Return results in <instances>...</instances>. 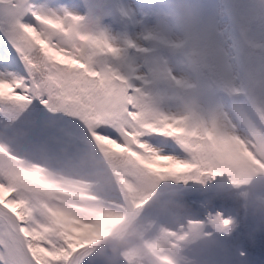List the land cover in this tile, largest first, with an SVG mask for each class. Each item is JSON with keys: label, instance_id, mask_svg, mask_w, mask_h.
<instances>
[{"label": "snow or ice", "instance_id": "6c2138e0", "mask_svg": "<svg viewBox=\"0 0 264 264\" xmlns=\"http://www.w3.org/2000/svg\"><path fill=\"white\" fill-rule=\"evenodd\" d=\"M160 7L161 0L148 4L138 0L136 4V9L145 12L148 8L156 19V28L145 39L170 48L183 46L185 42L169 38L170 29H160ZM122 11L129 14L128 9ZM249 11L256 16L252 24H235L241 10L230 7L222 21L201 28L204 46L199 55L215 56L226 76L233 71L247 73L254 61L264 67V0H251ZM233 26L238 29L239 40L230 32ZM130 46L137 47L131 42ZM113 58L122 61L119 67L113 65ZM168 65L167 58L149 60L138 70L124 60L122 50L98 29L94 19L76 12L65 10L60 14L37 0H0V138L24 149L47 148L53 152L75 150L85 130L119 141L117 129L128 115L125 108L132 110L128 98L134 88L126 83L138 87L136 81H144L155 72L173 71ZM180 67L184 70L183 64ZM147 139L166 152L182 155L170 140L161 136ZM211 152V147L205 146L202 155ZM235 174L239 182L248 183L264 175V169L243 166ZM26 175L40 176L39 172ZM12 176L16 178L15 173ZM188 201L196 219L204 225L203 229L193 227L195 237L202 230L213 234L210 244L193 253L191 264H264V217L255 216L237 199L213 189L193 192ZM24 232L29 230L25 228ZM48 236H59L54 221ZM56 247L63 251L68 245L61 240ZM0 264H25L14 230L0 236ZM61 264L105 262L89 245L70 249Z\"/></svg>", "mask_w": 264, "mask_h": 264}, {"label": "rangeland", "instance_id": "374dc122", "mask_svg": "<svg viewBox=\"0 0 264 264\" xmlns=\"http://www.w3.org/2000/svg\"><path fill=\"white\" fill-rule=\"evenodd\" d=\"M37 2L47 3L50 8L60 14L70 10L86 18L94 19L98 29L104 31L122 52L126 42L129 45L130 42L136 44V48L130 47L126 51L124 60L137 66L138 70L147 65L145 52L153 51L154 46L153 40L145 39V37L156 28V19L148 8H145L148 15L136 9L138 0H112L113 19L101 18L97 12L89 11L80 2L74 0H37ZM139 2L148 4L151 0H139ZM206 2L210 7L223 8L225 13L231 5V0H206ZM122 9H128L129 14L124 15ZM230 32L239 40L237 28L231 27ZM169 38H173V35L170 34ZM203 46L200 48L201 51ZM208 56L217 63L215 56ZM160 57L168 59L167 67L173 69L169 73L179 84L195 86L198 83L199 75L186 56L179 52H162ZM204 59L207 60V57ZM182 64L184 70H181ZM211 66H213L212 61ZM138 75H145V73L138 72ZM142 82L136 81L139 84L138 87ZM224 82L226 84L224 88L227 87L225 90H218L220 86H212L211 82L208 84L202 82L198 90L187 93L182 98L177 97L169 87L159 89L160 110L167 120L179 119L178 126L191 127L198 115H201L202 127L187 129L189 136L197 135L201 139L198 141L193 138L188 139V145L194 148L192 156L188 157L186 154L166 152L152 144L138 131L134 132L132 136L136 145L132 151L136 153V156L127 152L132 157L129 163L153 170L150 175L140 179L134 177L136 185L122 175L124 171L131 174L130 169H115L110 176L105 166V158L107 159L108 155L122 156V153L126 152L123 148L128 141L126 132L118 131L119 141L106 136H94L91 133L95 140L94 151L87 153L82 159L83 163L90 167L80 175H70L47 167L49 162L41 160L40 155H30L31 160L18 153L16 155L15 151L20 149L18 150L17 147L12 149L14 144L0 138V154L11 160L13 171L18 178L41 188H43L41 185L49 183L56 193L63 192V194H55L53 202L46 200L44 205L47 216L50 215L64 223L72 231L66 237L68 248L60 251L58 248L44 247L38 239V236L42 237L52 229L46 219L47 216L37 212L26 215L25 212L24 219L21 220L22 215L18 213V209L22 207L21 204L13 197L8 198L9 187L4 180L0 179L2 193H0V204L9 209L11 215L17 219L32 256L41 264H61V261L67 259L70 249L75 250L77 247L83 248L89 245L93 246L95 254L102 255L105 244L112 243L115 235L122 230L117 231V227L127 225V218L132 220L153 202L154 204L166 203L172 195L155 197L132 209L134 201L140 200L137 195L139 190L174 186V190L179 191L198 187L200 186L199 168L204 166L211 169L209 174L213 185L239 182V177L235 173L243 166L264 169V130L261 129L262 121L258 117V112L264 116V67L259 61H254L245 74L238 71H233L227 76L224 74ZM131 85L137 87L133 83ZM237 94L239 97L236 96ZM205 146H210L212 152L202 155ZM185 161L188 163H184ZM124 164L128 167V162L125 161ZM178 170L183 171L180 176L181 182L177 181ZM30 172H39V178L27 176L26 174ZM118 176L119 179H117ZM261 176L258 175L252 179ZM112 178L114 181L120 180L123 188L114 184L111 181ZM258 196L264 201V195ZM166 215V207L163 206L162 213L157 214L155 220L149 224V230L153 231L150 237L152 247L158 255L172 264H191L194 252L186 242L193 227L201 226L203 222L196 219V213L193 215L183 213L180 216L185 218L172 217L170 222L163 217ZM25 228L29 230L28 233L24 232ZM191 235L196 238L193 231ZM2 236L5 235L2 234ZM211 236L210 232L199 234L200 238L206 240ZM181 237L184 239L181 240ZM35 240L37 243L34 242ZM31 241L34 245L30 243ZM126 249L127 247L122 250ZM30 262L33 263L32 259Z\"/></svg>", "mask_w": 264, "mask_h": 264}, {"label": "trees", "instance_id": "16d2710c", "mask_svg": "<svg viewBox=\"0 0 264 264\" xmlns=\"http://www.w3.org/2000/svg\"><path fill=\"white\" fill-rule=\"evenodd\" d=\"M77 1H80L83 6L89 11L97 12L98 16H106L112 18L114 16V5L112 3V0ZM152 42L154 46L153 51L145 52L147 62L149 60H162V58L160 57L162 52H179L190 60L194 69L197 71L199 75L198 83L193 87H184L178 82L174 81V79L169 75V71H164L163 73L155 72L151 74L149 77V81L143 83L140 88H134V92L129 96L128 104L131 105L132 110H128L127 108H125V111H127L128 114L127 120L125 121L124 125L117 129V131H126L130 133L138 131L142 136L145 137L161 136L165 141L170 140L175 143L180 152L186 154L188 157H191L194 148L188 145V139L193 138L198 141L201 138L197 135L189 136L187 134V129H190V127L178 126L177 123L180 122L179 120L168 122L167 119L164 118L159 108V89L162 87H169L177 97L182 98V96H186L187 93L198 90V87L202 82L208 84L212 81L214 83V85L212 86H220L219 88H224L226 85L224 82V73L221 72L217 63L212 60V58L209 59V56H207V60L201 58V56L199 55V53L201 52L200 49L197 51H193L190 48L185 50L187 47L185 44L181 47L170 48L166 44H162L157 41ZM129 46L130 45L126 42V45L122 47L124 48L122 57L129 49ZM211 61L213 62V66H211ZM112 63L114 66L119 67L121 65V60L113 58ZM126 86L128 88H133L130 82H127ZM224 89H227V87ZM261 115L263 116V114ZM199 123L200 121L198 120V118H196V120H194V122L192 123V127H198ZM127 138V147L124 148V151L126 152H123L122 156L108 155L106 162L111 174H113V171L118 168L124 170L130 169L131 174L124 171L122 175L130 179V181L136 185L134 177L140 179L148 174L150 175L153 170L136 166L134 164H131V162L129 163L132 157L128 154L136 156V153L130 151L131 147L135 146L133 139L129 136H127ZM11 144L15 145L12 147L13 149H16L17 147L24 152L29 151L31 153L42 156L40 157L41 160L48 161L49 164L63 171H80L82 173H85V169H80L79 166L81 163L78 161V159L82 158L87 151H90L91 148L85 145H94L95 140L92 137L91 130H85L79 136L78 147H76L73 151L61 149L58 152H53L48 150L47 148L29 150L21 148L15 143L11 142ZM125 161L128 162V167L124 164ZM196 168L198 167L196 166ZM209 170L211 169L206 166L199 168L200 186L195 188L190 187L184 190L176 191L173 188L174 186H167V188L159 187L158 189L157 187H149L147 188V190H139L137 195L140 200H138V202L134 201L133 206H135L136 204H143L157 196L172 194L165 204V207L167 208L171 217L180 216L182 212H195V209L188 201L189 194L180 193H187L190 191L205 192L204 190L211 187L224 186L211 184L212 181L210 178L211 175L209 174ZM177 172V181L181 182L182 179L180 176L183 174V171L178 170ZM12 173H14V171L11 160L6 159L0 154V179L4 180L8 185L10 191L9 194H11V196L17 199L16 201L21 204L22 207L18 209V213L22 216L25 212L26 215L30 212H37L39 214L41 213L43 215H46V213L44 212V205L45 201L49 200L51 195L54 193L52 187L46 185L45 187L41 188L39 186L33 185L29 181L23 182L20 178H18L16 174V178H13ZM117 179H119V176L117 177ZM114 182L118 185L119 188H123L122 182L120 180ZM215 191L220 195L237 199L241 202L244 208L248 209L255 216L264 217V215H261V210H264V201L260 199V196H258L264 195V181L259 184L233 187ZM135 198L137 199V197ZM158 212L160 213L161 209L158 210V208L153 207L148 208V210H142L135 216V218L126 228L122 229L118 234L115 235L114 241L112 243L105 244L102 250V255H96H98L99 258H101L105 262V264H171L158 256V253L155 252V249L150 244V240L148 238L150 235L148 233L149 223L151 222L152 218H154V214H158ZM46 219L49 221L51 228H53L54 221V226L58 230L59 236H53L49 238L48 234H45L42 237L38 236V239L44 247L57 249L56 246L61 243V240H63L64 243L68 242V239L66 237L68 236V233H71L72 231H70L64 223L57 221L50 215H48ZM201 227H204V225L202 224ZM201 232L203 233L209 231L202 230ZM191 233L188 237L187 243L193 244L192 249L195 252L212 242L213 234L210 239L206 240L200 237L194 238ZM34 242L37 243L36 240ZM34 242L31 241L30 243L34 245ZM119 246H125L127 247V249L123 251Z\"/></svg>", "mask_w": 264, "mask_h": 264}, {"label": "clouds", "instance_id": "9594fccd", "mask_svg": "<svg viewBox=\"0 0 264 264\" xmlns=\"http://www.w3.org/2000/svg\"><path fill=\"white\" fill-rule=\"evenodd\" d=\"M233 9L241 10V15L235 24H252L256 20L253 12L249 11L251 0H231ZM225 11L221 7H210L206 0H161L159 27L161 30L170 29L173 36L185 42V50H199L204 41L201 28L205 24L222 21ZM221 27L224 25L221 23ZM264 215V210H261Z\"/></svg>", "mask_w": 264, "mask_h": 264}, {"label": "bare ground", "instance_id": "6f19581e", "mask_svg": "<svg viewBox=\"0 0 264 264\" xmlns=\"http://www.w3.org/2000/svg\"><path fill=\"white\" fill-rule=\"evenodd\" d=\"M8 210L9 209L4 208L0 204V220L2 221V222H0V228H3L6 231V233L4 235H7L9 232L14 230L15 235L18 236V233H19L22 237H24V234H23L22 230L20 229L21 227L18 226L17 219L15 217H13ZM0 236H2V234ZM21 247H22V251H23L22 243H21ZM23 257L25 260V264H34V263L30 262V258H31L30 254H28L26 251H23ZM36 264H41V263L37 262Z\"/></svg>", "mask_w": 264, "mask_h": 264}, {"label": "water", "instance_id": "95a60500", "mask_svg": "<svg viewBox=\"0 0 264 264\" xmlns=\"http://www.w3.org/2000/svg\"><path fill=\"white\" fill-rule=\"evenodd\" d=\"M246 184H247V183H246ZM18 237H19V239H20V241H21V243H22V245H23V248L25 249V251H26L28 254H30L31 259L34 261V258H33V256H32V253L30 252V250H29V248H28V246H27V243H26L24 237H22L19 233H18ZM34 262H35V261H34Z\"/></svg>", "mask_w": 264, "mask_h": 264}]
</instances>
